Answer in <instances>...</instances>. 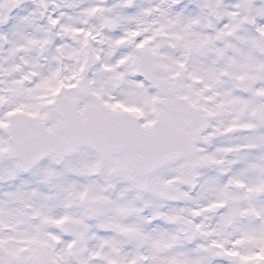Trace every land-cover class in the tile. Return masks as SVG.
<instances>
[{"label":"snow or ice","instance_id":"obj_1","mask_svg":"<svg viewBox=\"0 0 264 264\" xmlns=\"http://www.w3.org/2000/svg\"><path fill=\"white\" fill-rule=\"evenodd\" d=\"M200 7L215 6L211 0H205ZM234 7L243 8L250 15L241 22L215 27V39L220 46L213 51L218 66L208 68L211 82L205 83L208 89L218 86L221 78L226 79L230 88L219 93L222 100L217 108H235L234 119L217 130L231 138L228 147L218 150L232 153L234 159L229 161L226 184L221 189L224 199L211 206L219 207L222 227L201 233L215 237L210 245H199L191 252L159 260L139 247V241L147 238L140 228L117 223L99 225L119 232L122 239H117L93 235L83 219L72 220L71 226L65 227L69 217L53 219L60 208L58 199L39 190L24 192V186L36 178L48 189L71 194L76 185L69 177L101 172L106 180L120 176L146 191L153 169L165 160H178L196 151L197 134L207 122L190 121L188 110L179 99L152 79L148 64L135 66L145 78L132 83L139 91L117 98L102 89L77 91L73 84L55 86L52 81L56 73L37 78V73L22 72L21 62L11 68L21 76L8 81L7 86L0 85V182H20L15 192L7 194L9 198L40 202L35 208L27 205L40 224L20 230L19 226L28 223L30 217L19 210H9L0 200V264H213V260L214 264H264V151H257L264 150V135L256 134L264 128V7H255L253 0H241ZM87 11L96 12L97 8ZM228 15L235 19L237 14ZM30 23L27 13H21L11 29L34 46L39 41L28 36ZM50 23H58L55 16ZM137 36V32L129 31L117 43ZM0 40H7L2 31ZM146 43L137 39L135 47L143 49ZM22 51L15 41L9 42L10 55ZM148 80H152V88L146 87ZM206 111L209 116L215 115L210 109ZM205 159L211 161L212 157ZM105 161L110 164L105 166ZM196 163L192 161L193 165ZM229 187L239 193L232 202H228ZM87 191L86 188L77 195L83 199ZM107 203L103 197H93L89 214L101 217ZM117 207L125 215L138 211L131 203ZM49 223H55L57 230H45L44 225ZM195 227L199 232L201 226ZM93 241L96 243L92 244ZM160 243L154 241L152 248L158 250ZM104 248L119 256V260L105 254ZM181 255L184 258L178 259Z\"/></svg>","mask_w":264,"mask_h":264},{"label":"clouds","instance_id":"obj_2","mask_svg":"<svg viewBox=\"0 0 264 264\" xmlns=\"http://www.w3.org/2000/svg\"><path fill=\"white\" fill-rule=\"evenodd\" d=\"M204 2L0 0V17H3L0 31L7 37V40H0V85L7 86L8 81L19 78L22 73L12 72L11 68L23 62L22 72L37 73V78L56 73L52 81L55 86L73 84L77 91L102 89L111 96L125 98L128 93L139 91L132 87L133 82L145 79L135 66L148 64L152 68V79L161 82L166 92L179 99L187 108L190 121L207 122V126L200 128L197 134L194 145L196 151L178 160H165L153 169L149 176L150 187L146 191L120 176L113 175L111 180H106L103 172L69 177L76 185L71 194L48 189L33 178L23 191L31 193L39 190L58 199L60 208L53 214V219L69 217L65 227L71 226L72 220L83 219L89 224L93 235L122 239L119 232L105 230L99 225L117 223L136 226L147 237L139 241V247L159 260L177 253L191 252L199 245L208 246L215 237H205L201 233L221 229L222 213L219 207L211 206L219 205L224 199L221 189L226 184L229 161L234 156L230 152L218 150L228 147L231 138L217 130L234 119L235 108H217L222 100L219 93L230 88L226 79L221 78L218 86L208 89L205 83L211 82L208 68L218 66L213 51L220 46L215 39V27L225 22H241L250 13L234 7L241 0H211L214 9L201 8ZM253 5L264 7V0H253ZM93 7L97 11L89 13L87 10ZM229 12H235L236 18L230 17ZM21 13L29 16L31 23L27 34L39 41L37 45H28L23 37L12 31V22ZM53 16L57 24L50 23ZM129 31L137 32L138 36L117 43ZM137 39L140 42L147 41L143 49L135 47ZM10 41H15L23 51L10 55ZM121 60L124 62L121 63ZM117 76L119 80L115 79ZM146 87H153L152 80H148ZM206 109L212 110L215 115L209 116ZM256 134L264 135V128H260ZM207 157H212V160H206ZM192 161L197 163L193 165ZM109 164L110 161H105V166ZM109 184L114 187H109ZM19 186V181L0 182V200L5 202L9 210H19L30 217L28 223L19 226L20 230L27 231L29 225L40 224V219L32 216L31 208L27 205L30 203L35 208L40 206V202L36 199L19 202L9 198L7 194L15 192ZM86 188L88 191L81 199L77 193ZM228 192V202L239 195L234 187H229ZM95 196L108 201L104 206V214L99 218L88 211ZM128 203L138 211L121 214L117 206ZM168 217L176 219L170 220ZM196 225L201 226L199 232ZM44 228L56 231L57 225L49 223ZM156 240L161 242L158 250L152 248ZM169 244L175 246L169 248ZM102 251L117 260L120 258L108 248ZM198 255L208 257L210 253ZM177 258L183 259L184 256Z\"/></svg>","mask_w":264,"mask_h":264}]
</instances>
